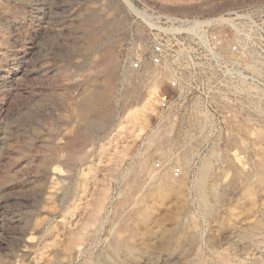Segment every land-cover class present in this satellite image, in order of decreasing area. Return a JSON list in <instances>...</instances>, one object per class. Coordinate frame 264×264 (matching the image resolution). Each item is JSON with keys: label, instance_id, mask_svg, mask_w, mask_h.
Masks as SVG:
<instances>
[{"label": "rangeland", "instance_id": "rangeland-1", "mask_svg": "<svg viewBox=\"0 0 264 264\" xmlns=\"http://www.w3.org/2000/svg\"><path fill=\"white\" fill-rule=\"evenodd\" d=\"M152 10L250 13L254 92L160 110ZM0 264H264V0H0Z\"/></svg>", "mask_w": 264, "mask_h": 264}, {"label": "built area", "instance_id": "built-area-1", "mask_svg": "<svg viewBox=\"0 0 264 264\" xmlns=\"http://www.w3.org/2000/svg\"><path fill=\"white\" fill-rule=\"evenodd\" d=\"M147 18L144 22L148 36L142 38L147 39L152 54L148 59L142 45V50L130 63L137 70L144 69L148 64L171 66L174 77L169 84L177 92H161L158 96L160 110H169L176 101L185 104L188 100L200 98L214 115H218L214 102L216 96L239 99L246 85L249 92L251 89L254 92L256 77L250 70L255 66L254 55H251L253 48L251 45L243 46L239 39L241 18L245 21L242 36H247L249 41L253 38L256 21L250 13L241 14L239 10H232L208 20H189L152 10L147 12ZM177 24L188 27L179 31L175 28ZM223 24H227L234 37L229 44L226 43ZM176 44L179 45L175 49ZM176 53L183 59L165 61L166 57L175 58ZM174 173L179 175L181 168L176 167Z\"/></svg>", "mask_w": 264, "mask_h": 264}, {"label": "bare ground", "instance_id": "bare-ground-1", "mask_svg": "<svg viewBox=\"0 0 264 264\" xmlns=\"http://www.w3.org/2000/svg\"><path fill=\"white\" fill-rule=\"evenodd\" d=\"M146 72H147V70H146ZM156 72V71H155ZM143 73V72H142ZM150 105V103L148 104H145V106L146 107H148ZM195 114H197L196 112H195ZM197 115H199V113L197 114ZM208 163L207 162H204V164H203V169H205V170H208ZM206 172V171H205ZM203 174V173H202ZM206 174V173H205ZM204 175V174H203ZM182 180V179H181ZM183 182V181H182ZM199 183V182H198ZM180 184H181V182H180ZM199 187V186H198ZM200 188H202V186L200 185Z\"/></svg>", "mask_w": 264, "mask_h": 264}]
</instances>
